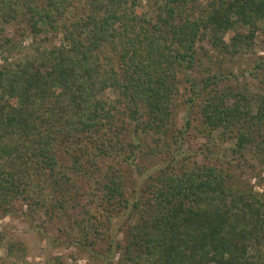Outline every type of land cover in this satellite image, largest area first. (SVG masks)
I'll return each mask as SVG.
<instances>
[{
    "label": "trees",
    "instance_id": "1",
    "mask_svg": "<svg viewBox=\"0 0 264 264\" xmlns=\"http://www.w3.org/2000/svg\"><path fill=\"white\" fill-rule=\"evenodd\" d=\"M79 1L68 25L76 0H0V37L63 35L6 40L0 219L43 213L100 264H264V0Z\"/></svg>",
    "mask_w": 264,
    "mask_h": 264
},
{
    "label": "rangeland",
    "instance_id": "2",
    "mask_svg": "<svg viewBox=\"0 0 264 264\" xmlns=\"http://www.w3.org/2000/svg\"><path fill=\"white\" fill-rule=\"evenodd\" d=\"M143 6V11L153 15V7L151 8V5L146 0H144ZM85 11L83 3L76 0L74 8L67 17V24L69 25L79 16L83 15ZM7 39L12 40L13 44L20 48L24 54H28L34 42L35 44L39 43L40 45L43 44L48 47L51 45H59L63 39V35L48 29L46 33L33 37L29 30L22 28V25L16 26L13 24L6 26L4 36L0 37V68L4 63V57H8L9 62H14V59L20 56L14 53L15 51L10 49L6 50V47H11L10 44L8 45L6 43ZM200 45L208 51L213 50L208 41ZM8 51L11 52L9 53ZM250 57L246 56L244 59L236 60L233 64L235 70L245 71L247 73L253 67V63L249 61ZM241 83L242 85L251 87L255 91L256 85L250 78L242 77ZM109 96L111 97L112 95L109 94ZM181 124L182 121H180ZM243 178L249 180L257 191L261 190V187H258L257 180L252 179L248 175L243 176ZM22 204L20 203V205ZM22 207L23 211H27V206ZM43 223L45 224L44 226H42ZM0 230L6 232L7 243L21 245L26 249L25 257L21 258L22 262L20 263L46 264L48 259L60 257L66 264H100L88 251L80 246L71 245L67 233L62 232L61 234L57 230V226L50 223L47 216L43 213L41 217L37 216L36 218L28 217L24 214L9 217L1 216ZM7 243L0 248V263L19 264L20 258L18 256H8ZM118 262H120L119 255L113 264H118Z\"/></svg>",
    "mask_w": 264,
    "mask_h": 264
}]
</instances>
